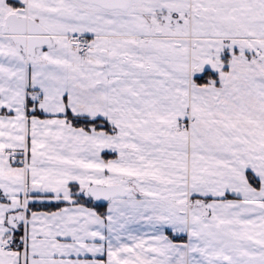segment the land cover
Wrapping results in <instances>:
<instances>
[{
	"label": "snow or ice",
	"instance_id": "obj_1",
	"mask_svg": "<svg viewBox=\"0 0 264 264\" xmlns=\"http://www.w3.org/2000/svg\"><path fill=\"white\" fill-rule=\"evenodd\" d=\"M0 264H264V0H0Z\"/></svg>",
	"mask_w": 264,
	"mask_h": 264
}]
</instances>
